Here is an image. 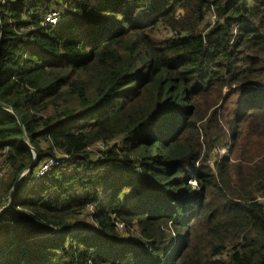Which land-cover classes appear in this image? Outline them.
<instances>
[{
  "label": "trees",
  "instance_id": "obj_1",
  "mask_svg": "<svg viewBox=\"0 0 264 264\" xmlns=\"http://www.w3.org/2000/svg\"><path fill=\"white\" fill-rule=\"evenodd\" d=\"M0 104V264H264V0H0Z\"/></svg>",
  "mask_w": 264,
  "mask_h": 264
},
{
  "label": "rangeland",
  "instance_id": "obj_2",
  "mask_svg": "<svg viewBox=\"0 0 264 264\" xmlns=\"http://www.w3.org/2000/svg\"><path fill=\"white\" fill-rule=\"evenodd\" d=\"M62 10V12H61V10ZM64 9V8H63ZM62 8H61V6H53V7H51L50 8V10L48 11L49 13H56V14H60V15H62V13H64L65 11L63 10ZM65 14V13H64ZM47 15V14H46ZM65 16V15H64ZM63 19H60V22L62 21ZM207 22H209L210 23V25L205 29V31L207 32V31H209V29L211 28V26H213L214 25V23H215V21H216V19H215V17H213L212 15H210L209 16V18L207 17V20H206ZM59 22V23H60ZM169 36V33L167 32V31H165L162 27H160L159 29H158V31H157V35L155 36V41L156 42H162L166 37H168ZM233 99H231V101L230 102H228L227 103V105H228V107L230 108V106L233 104ZM112 145V144H111ZM101 145L100 144H97V145H95V147L93 148V150H100L101 149ZM225 151L224 150H221V152H220V155L222 154V155H225ZM212 158H217V156L218 155H216V153L214 152V153H212ZM59 158H60V161H65V160H63V159H65L66 157H64V156H59ZM0 183L1 182H6L7 180H8V174H7V168H6V165L3 163V158H0ZM59 163H62V162H59ZM58 163V164H59ZM36 165V162H34V164H33V167ZM51 165L52 164H50V162H44V163H42L38 168H37V170H36V172H35V175L33 176V179H38V178H40L42 175H44L43 173H46V172H48V170H50V168H51ZM68 166H70V165H68V164H63V167H68ZM32 167V168H33ZM32 170V169H31ZM189 171H190V169H188ZM187 170V171H188ZM44 171V172H43ZM24 175V174H23ZM32 179V181L31 182H33L34 180ZM186 183H190L192 186H193V188H195L196 187V184H194V182H191L190 181V179H189V177L187 178V180H186ZM1 186V185H0ZM130 194L126 191V190H123V193L121 194V196L119 197L120 199H124V198H127V199H129L130 200V196H129ZM106 197V196H105ZM105 200L103 199V201L102 202H104ZM260 202L263 204V206H264V197H262V198H260ZM93 213H94V207H91V208H89L88 209V211H87V214L85 215V213H83V214H77L75 217H73L72 218V220H71V222L75 225V226H78L79 228H83L82 226H83V224L85 223V224H88V225H90L91 227H96V225L92 222V220H91V218L88 216V214L89 215H93ZM117 229H118V232L120 233V234H122V237L123 238H129V234H127V233H125L124 232V230H123V227L121 226V225H118V227H117ZM133 232H136V228H133V230H132ZM135 234V233H134ZM133 234V237L134 238H137V235H134Z\"/></svg>",
  "mask_w": 264,
  "mask_h": 264
},
{
  "label": "built area",
  "instance_id": "obj_3",
  "mask_svg": "<svg viewBox=\"0 0 264 264\" xmlns=\"http://www.w3.org/2000/svg\"><path fill=\"white\" fill-rule=\"evenodd\" d=\"M60 14L58 13V14H56V13H47V15H45V18H44V20H45V22H46V24H48V25H57L59 22H60ZM63 160H67V158H65V159H63ZM65 161H57V162H53V161H48V162H50V164H52L51 165V167L52 166H54V165H57L59 162H65ZM60 164V163H59ZM44 172V171H43ZM43 174H45V173H43ZM118 225H121V224H118ZM122 226V225H121Z\"/></svg>",
  "mask_w": 264,
  "mask_h": 264
},
{
  "label": "water",
  "instance_id": "obj_4",
  "mask_svg": "<svg viewBox=\"0 0 264 264\" xmlns=\"http://www.w3.org/2000/svg\"><path fill=\"white\" fill-rule=\"evenodd\" d=\"M0 107L5 108V106H3V105H1V104H0ZM28 146H29V145H28ZM33 154H34V162H36V161H37V155H36V153H35L34 151H33ZM34 162H33V164H34ZM33 164L29 166V168H28L29 171L32 169ZM20 179H21V176L18 178L17 182L15 183V185H14V187H13V190H12V192H11V197H10V200H9L7 206L4 207L0 212L4 211L5 209H7L8 207L11 206V204H12V202H13V199H14V192H15L16 188L18 187V183H19V180H20Z\"/></svg>",
  "mask_w": 264,
  "mask_h": 264
}]
</instances>
